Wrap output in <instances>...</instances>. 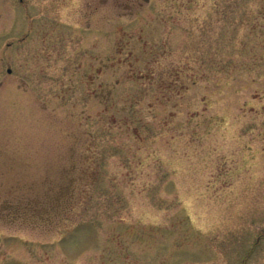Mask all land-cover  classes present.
Segmentation results:
<instances>
[{
  "label": "rangeland",
  "instance_id": "1",
  "mask_svg": "<svg viewBox=\"0 0 264 264\" xmlns=\"http://www.w3.org/2000/svg\"><path fill=\"white\" fill-rule=\"evenodd\" d=\"M0 264H264V0H0Z\"/></svg>",
  "mask_w": 264,
  "mask_h": 264
},
{
  "label": "trees",
  "instance_id": "2",
  "mask_svg": "<svg viewBox=\"0 0 264 264\" xmlns=\"http://www.w3.org/2000/svg\"><path fill=\"white\" fill-rule=\"evenodd\" d=\"M72 183V181H70V183L69 184H71ZM72 187H74L73 186V184L71 185ZM77 192V189L75 188V189H73L72 190V188H71V190L69 191V193H68V196H66L65 194H64V196H62L63 195V193H61V196L59 195V197H58V199H56V201H58V202H60V204L62 205V203L64 204L63 206H61L62 207V209L64 208H68L69 209V207H70V202L72 201V199L75 197L74 196V194ZM67 209V210H68Z\"/></svg>",
  "mask_w": 264,
  "mask_h": 264
}]
</instances>
